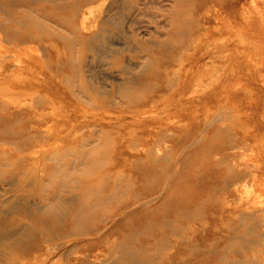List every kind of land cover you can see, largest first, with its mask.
<instances>
[{"label": "rangeland", "instance_id": "374dc122", "mask_svg": "<svg viewBox=\"0 0 264 264\" xmlns=\"http://www.w3.org/2000/svg\"><path fill=\"white\" fill-rule=\"evenodd\" d=\"M109 1L104 12L93 14L83 30L85 35L93 34L100 19L108 18L95 40L78 42L70 29L48 19L36 21L45 27L51 25V31L63 39L56 47L63 48L64 59L54 56L51 60L59 63L58 71L64 68L63 78L68 84L63 78H47L48 89L42 86L11 99L12 82L41 83L44 75L17 70L0 77V264H26L28 255L38 254L44 257L39 264H121L130 259L133 263L158 264L160 259L153 260L152 256L155 250L164 243L172 244L175 238H181L177 253L182 259H171L175 261L171 263H264V253L259 252L263 246L256 243L264 242V0L246 1L245 27L240 28L236 15H228L233 24L231 32L220 33L217 38H232V44L225 51L214 48L215 64L208 71L213 78L196 69L197 78L181 99V118L175 114L166 118L172 136L186 138L178 145L171 146L169 140L154 144L157 150L153 147L151 175L136 178L132 172L129 182L133 183L134 197L124 199L129 202L126 215L89 222L85 192L94 183L110 185L115 172L120 180L128 177L129 165L112 164L110 150L123 146L125 140H134L135 146L141 147L137 135L147 132L139 127L151 115L133 118L132 114H139L125 105L114 88L126 83L139 87L144 76H158L162 64L143 66V56L148 52L143 47L158 42L162 33L156 25L166 22L156 12H141L137 5L143 0ZM154 2L160 4V0ZM61 14L67 17L66 11ZM2 35L0 52L9 47ZM42 39L51 46L47 34L40 36ZM188 41H178L175 47L165 44L157 54L153 51L154 60L179 62L187 52L184 47ZM10 52L12 64L26 58L21 49ZM222 53L229 56L223 58ZM201 64L205 67V61ZM85 84L90 93L85 94ZM31 98L37 104L31 108L40 120L36 135L28 126L30 116L25 110ZM112 111L120 116L117 120L122 126L103 136L90 114ZM26 136L30 139L22 140ZM104 144L107 149L100 148ZM98 156L106 157V161L97 165ZM244 164L251 170L246 171L250 178L244 173L248 167L240 168ZM108 167L112 173L104 179L101 169ZM165 181L167 186L160 196L147 194L145 189ZM235 182L237 191L233 189ZM128 184L123 179L119 188ZM137 195L140 200L131 205ZM238 198L244 202V210L251 209L254 214L246 211L242 217L235 212L228 221L206 220L215 212L214 207L221 211L231 202L235 205ZM119 207L115 198L99 208L115 213ZM262 213L260 219L257 215ZM121 224L125 226L117 233ZM182 229L186 234L180 236Z\"/></svg>", "mask_w": 264, "mask_h": 264}, {"label": "bare ground", "instance_id": "6f19581e", "mask_svg": "<svg viewBox=\"0 0 264 264\" xmlns=\"http://www.w3.org/2000/svg\"><path fill=\"white\" fill-rule=\"evenodd\" d=\"M134 1L136 2L137 0ZM246 1L247 0H160V4H156L154 0H143V2L138 3L137 6L141 12L153 11L158 13V17H162L166 20L165 24H161L159 22V24L156 25V30L159 31V34L162 33L161 37L158 39V42L155 44L153 43V45L151 46L149 44H145L143 47L144 49H148V52H146L147 55L143 56V66H157V64L159 65L160 63L162 65L160 67L158 76H144L141 81V86L134 87L133 85L126 83L116 86L114 88V92L119 95L120 99L125 103V105H128V108L132 109L134 113L139 114H132L133 118H137V116L145 117L149 115L147 113H151V115H149L150 119H148L147 121H143L145 123L140 124L139 127L140 130H145L147 134L144 136H142V134L137 135V137H139L141 147H136L134 140L132 142L125 140V144L123 146L119 145L110 150L113 152L110 154H112L114 157L113 160H111L112 164L117 163L119 165H129L128 167L131 173L128 175V177H121L122 180L127 179L129 184L128 186H126V188H119L121 186L122 180L119 179V176V178L115 176L116 172L114 177L112 178L113 181L110 185L99 186L95 183V185L91 184V188H89L88 192H85V201H83L85 202V208L87 209V211H90L89 222L96 219H104L106 221H109L111 218L119 214L121 216L122 214H124L123 216H125V209L128 207L127 204L129 202L125 201L124 199H126L127 196L131 197V199L134 197L132 193L133 183L129 182L132 181V172L135 174L136 178L151 175L152 167L155 166V161L152 156V150L156 148L154 147V144H158V142H160L161 140L163 142H167V140H169L172 142V144H170L171 146L176 144L178 145L182 140L186 138V136L181 137L179 140L177 138H174L172 136V133L169 132L171 127L166 121V118H169L172 114H175L176 116L181 118V99L183 97V94L192 88L193 82L197 78V76H195L196 69H198V71L206 72L207 78H213V73L208 71H210V69H212L213 65L215 64L214 48L219 47L221 51H225L229 49L230 45L232 44V38H224V36H222L224 39L222 38L219 40L217 38V35L220 33L228 34L231 32L233 24L230 23L228 15H236V18L239 21L240 28L247 25ZM165 3L169 5V7H164V5H162ZM106 7V0H0V32H2L5 36L4 40L9 42V47H4L3 51L0 52V77H8V73H15V71L17 70L20 72L37 71L44 75L43 81L41 83L33 81L28 82L27 80H18L16 82H12L8 98L12 99L15 96H20L29 91L39 90L43 87L45 89H48V79L59 78L61 79V81H63V79L65 78L63 76L64 71H62V69L64 68L58 71L59 63L57 62V65L56 62H52L51 60L54 56H61L60 58L62 60L64 59L63 57L66 55V53L63 51V48H60L58 46L56 47V42L58 41L61 44L63 39L61 40L59 36L55 35L51 31L53 29L51 25H47L45 27V25H42V22L41 24H38L36 21H41V19H48L50 23L52 22L53 24H60L63 28L73 31L74 38L78 42L82 40L86 42L87 39H97L98 34L104 29V24L108 20V18L100 19L99 16L97 18L98 20L100 19V21L95 33L91 34L89 32L88 35H85L83 33V30H85V28L92 20L93 14L95 15L99 12H104ZM65 11L67 17H64L61 14V12ZM75 28H79L80 31H76ZM44 34H47L49 39H51L50 47L47 45V41L43 39V42L40 41V36ZM83 36L85 37L83 38ZM184 39H189L190 41H188L186 46L184 47L186 48L187 52L184 53L182 59H179V62L171 64L168 61L163 60L164 62L156 63V60H154V56L159 51L163 50L165 44H170L171 47H175L176 42L182 41ZM14 49H21L24 53L23 55H25L26 57L25 60L22 59V61H20L19 63L12 64L11 56H13V54H11L10 51ZM153 51H155L156 54H154ZM222 54L223 58H227L229 56L228 53ZM203 61H205V67L201 64V62ZM153 77L154 81L151 83L150 80ZM66 81L67 80L64 79V83H66ZM68 83L69 81L66 84ZM248 92L251 91L249 90ZM87 93H90V90L85 84V94ZM33 99L34 98H31V100L26 103L27 106L25 107V110L30 116L28 126L32 130L33 134L36 135L39 131L40 120L36 115L37 111L34 110V108H31V106L37 105L36 102L33 101ZM90 115L91 120L98 123L97 126L99 127V131L101 134H103V136H105L106 133H109L110 129L122 126V123L117 120L120 118V116L114 111L104 113H91ZM238 122L239 121H237V123ZM127 128H129V126H124V129ZM23 139L27 140L30 139V137L26 136L25 138L23 137L22 140ZM105 145L106 144H104V146L101 145L100 148H106ZM106 154L109 153L106 152ZM103 156L96 157L95 162L97 163V165H100L101 163H104L106 161L107 155L106 157ZM142 160H146V164ZM238 160H240V158ZM134 163L136 164V166L134 165ZM241 163L242 161L240 162V165H242ZM244 167L246 169L248 166L244 164L240 168L242 169ZM248 170L251 171L249 167L247 170H245L244 173L245 175H247L245 178H250L248 176L249 174H247L246 172ZM111 171L112 170L109 169V167L108 169L102 168V178H109L112 173ZM253 174L254 173L251 174V177H253ZM166 176L168 179L169 176ZM104 179L101 180L105 181ZM164 180L166 179L164 178ZM244 180L245 181H242L245 183L247 179ZM243 182H241V184ZM100 183L101 181H99V184ZM235 183L236 185L233 186V189L235 188V191H237L238 182ZM244 183L242 184V186L244 185ZM165 186H167V181L163 182L162 184L159 182L153 188L151 187L145 190H147V194L149 193V195L158 193L156 195L160 196L162 193L161 191H164ZM140 188L142 189V187ZM229 193L231 194V191H229ZM236 194H238V192H236ZM242 195L240 194L239 197L241 198ZM115 198L121 204V207H119V209H121L118 212L105 213L102 209L99 208L100 205H103V203L113 201L115 200ZM245 198L243 197L241 199L244 200ZM149 199L152 200L151 198ZM139 200V196L137 195L131 205ZM231 203L228 207L226 204V207H221V211L219 207H214L215 212L209 215L206 220H210L211 222H218L219 219L224 218L228 221L235 212H238V214H241L243 215L242 217H244L247 212L251 210L248 209L246 210V212L244 210L246 206L240 199L237 200V202L235 201V205ZM250 212L252 213H248V215L254 214L253 211ZM261 215L263 216V213L257 216H260L259 218L261 219ZM82 216H84V213L82 214ZM262 220L264 221L263 218L261 219V221ZM117 221L118 218H116V223H118ZM257 222L258 221H256V223ZM123 225L125 226V224H121L117 227V233L119 232V229L123 227ZM80 234H83V232H81ZM183 234H186V231L184 229L180 231L179 235L181 236ZM64 242L67 243L68 239L64 240ZM180 242L181 238H175L172 244L164 243L161 246L159 245L157 250H155L154 254L152 255L153 260L160 259L158 260V264H170L171 262H175L178 257V260H181V256L177 253L179 251V248L181 247ZM256 243L263 246L259 249V252L264 253V242L260 240L256 241ZM144 246H146V244ZM171 259H174L175 261H172ZM43 260L44 257L42 256V254L33 256L28 255L26 264H39ZM130 260L120 262L121 264H145L144 261L133 263L134 261L131 262ZM194 260L195 259L191 260V262H193ZM154 264L156 263L154 262Z\"/></svg>", "mask_w": 264, "mask_h": 264}]
</instances>
